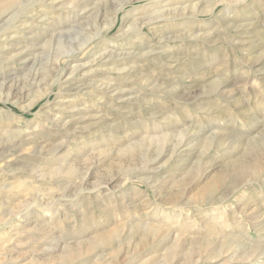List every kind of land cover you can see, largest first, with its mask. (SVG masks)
Returning a JSON list of instances; mask_svg holds the SVG:
<instances>
[{
    "label": "rangeland",
    "instance_id": "obj_1",
    "mask_svg": "<svg viewBox=\"0 0 264 264\" xmlns=\"http://www.w3.org/2000/svg\"><path fill=\"white\" fill-rule=\"evenodd\" d=\"M9 14L0 264H264V0H19Z\"/></svg>",
    "mask_w": 264,
    "mask_h": 264
},
{
    "label": "bare ground",
    "instance_id": "obj_2",
    "mask_svg": "<svg viewBox=\"0 0 264 264\" xmlns=\"http://www.w3.org/2000/svg\"><path fill=\"white\" fill-rule=\"evenodd\" d=\"M19 0H0V23L2 22V20H3V18L4 17H6L9 13H10V10L14 7V4L16 5V2H18ZM42 1V0H41ZM26 2V1H25ZM48 3V2H47ZM14 12V11H13ZM38 12V11H37ZM41 13V12H40ZM10 15V14H9ZM117 15V14H116ZM27 16H29V15H27ZM38 17V16H37ZM72 19V18H71ZM9 20V19H8ZM27 20H30L29 18H27ZM43 20V19H42ZM22 21V20H21ZM26 21V20H25ZM167 21V20H166ZM148 22H151V21H148ZM3 23V22H2ZM26 24V26L27 25H29V26H33V23L32 22H26L25 23ZM156 24V23H155ZM45 25V24H44ZM159 25V24H158ZM49 26V25H48ZM124 26V25H123ZM65 27V26H64ZM63 27V28H64ZM143 27V26H142ZM42 28V27H41ZM66 29V28H65ZM63 30V29H62ZM73 31V30H72ZM59 32V31H58ZM70 32V31H69ZM12 37V36H11ZM14 37V36H13ZM3 39V38H2ZM11 39V38H10ZM36 41V40H35ZM186 45V44H185ZM6 47V46H5ZM4 47V48H5ZM153 53L152 52H150V51H147V52H145V53H141V54H139L138 55V57H140L141 59H147L149 56H151ZM130 62V61H129ZM144 62V61H143ZM60 64V63H59ZM118 65H120V64H118ZM126 64H125V62L123 63L122 62V64L120 65L121 67H123V66H125ZM69 67V66H68ZM166 67V66H165ZM125 68V67H124ZM124 68H122V69H119V72H122L123 70H124ZM128 68V67H127ZM67 72V70H66V68H65V70L63 71V76L65 77V73ZM75 72H76V69H74L71 73H70V76H73L74 74H75ZM2 78V77H1ZM66 80V79H65ZM65 80L64 81H60V87H62V86H64V85H66L65 84ZM4 81V80H3ZM6 81V80H5ZM2 82V81H1ZM6 86H7V84H6ZM59 87V88H60ZM103 89V88H102ZM101 91V90H100ZM109 93V92H108ZM107 93V94H108ZM1 94H2V92H1ZM11 94V93H10ZM10 94H8L5 98L2 96V97H0V104H2V105H4L5 107H9L10 109V111H11V113H13L14 112V110H13V105L14 104H12V103H10V101L13 99V96H10ZM118 94V93H117ZM11 97V98H10ZM108 97V96H107ZM112 97V96H111ZM112 99V98H111ZM113 108V107H112ZM62 115H60L59 114V116L58 117H56V120H61L62 119V117H61ZM12 120V119H11ZM55 120V119H54ZM63 122V121H62ZM58 123V122H57ZM16 126V125H15ZM12 128V127H11ZM30 129V128H29ZM26 130H28V129H26ZM4 131H6L7 132V134H11L12 135V132L11 131H9V130H5L4 129ZM16 132V131H15ZM5 133V132H4ZM24 133H26L25 131H22V132H20L17 136H22ZM57 135V134H56ZM9 137V136H8ZM10 138V137H9ZM23 139V138H22ZM21 139V143L20 144H22V145H26V144H29L30 142H29V140H22ZM180 143V142H179ZM17 145V144H16ZM19 145V144H18ZM11 148V147H10ZM103 151V150H102ZM104 151H106V150H104ZM109 151H110V149H109ZM105 153V152H104ZM107 154V153H106ZM103 155V154H102ZM99 156V155H98ZM8 161V160H7ZM10 162V161H9ZM7 165H10V163H8L7 162ZM6 165V166H7ZM4 171V170H3ZM11 172V171H10ZM14 175V174H13ZM119 177H111L110 178V183L111 182H114V181H116L117 179H118ZM48 182V181H47ZM79 183V182H78ZM83 184H85V180H81V184H80V186L81 187H83ZM78 185V184H77ZM149 185V184H148ZM30 186L31 185H29V184H25V187H26V189H28V188H30ZM2 187V186H1ZM6 187H7V185H6ZM9 187V186H8ZM10 187H11V185H10ZM16 187V186H15ZM21 187H22V185H21ZM209 187V186H208ZM13 188V187H12ZM17 188V187H16ZM19 188V187H18ZM35 188V187H34ZM25 189V188H24ZM4 189L2 188V191H3ZM15 190V189H14ZM29 190V189H28ZM31 190H32V188H31ZM36 190V189H35ZM5 191V190H4ZM22 191V190H21ZM20 191V192H21ZM23 191H25V190H23ZM30 191V190H29ZM14 193V192H13ZM31 193V192H30ZM37 193V192H36ZM35 193V194H36ZM2 194V193H1ZM22 195V194H21ZM31 194H29L28 195V198H29V196H30ZM17 197H20L19 196V194L18 195H16ZM53 196V195H52ZM63 196V195H62ZM58 197V196H57ZM16 198V197H15ZM6 199V198H5ZM9 200V199H8ZM17 200V199H16ZM55 201V200H54ZM3 202V201H2ZM2 204V203H1ZM0 204V209H2V207L5 205V207L7 206V208H9L10 206H11V203H9L8 201L7 202H3V204L1 205ZM22 206V205H21ZM12 207V206H11ZM10 207V208H11ZM15 207H16V205H15ZM10 208L8 209V210H10ZM5 212V211H4ZM118 215V214H117ZM0 216H3L4 217V213H0ZM20 217V216H19ZM1 220V219H0ZM213 222V221H212ZM149 225H150V223H149ZM148 225V226H149ZM127 226V225H126ZM143 227H144V225H142ZM58 227V226H57ZM150 227V226H149ZM152 227V226H151ZM159 228V227H158ZM173 228V227H172ZM220 228V227H219ZM160 229V228H159ZM174 230V229H173ZM44 231V230H43ZM151 231V230H150ZM156 233H154V235L156 234H158V231H160V230H157L156 229ZM152 232V231H151ZM171 234V233H170ZM169 234V235H170ZM51 235V234H50ZM175 235V234H174ZM159 236V235H158ZM156 237V236H155ZM154 237V238H155ZM171 237H172V235H171ZM169 238V237H168ZM167 238V239H168ZM163 239V238H162ZM166 239V238H165ZM240 239V238H239ZM154 240V239H153ZM156 240V239H155ZM179 239H177L176 238V240L174 241V243H178L177 241H178ZM6 241V240H5ZM179 241H181V240H179ZM157 242V241H156ZM164 242V241H163ZM162 242V243H163ZM173 242V241H172ZM171 242V243H172ZM6 244V243H5ZM157 244V243H156ZM1 239H0V247H1ZM157 245H159V244H157ZM163 245V244H162ZM153 246V245H152ZM68 247V246H67ZM67 247H65V249L67 248ZM161 247V246H160ZM173 247H174V245H173ZM61 249V248H60ZM4 250V249H3ZM169 251V250H168ZM5 254V253H4ZM2 255V254H1ZM0 255V256H1ZM96 255V254H95ZM1 259V258H0ZM147 259V258H146ZM152 262V261H151Z\"/></svg>",
    "mask_w": 264,
    "mask_h": 264
}]
</instances>
